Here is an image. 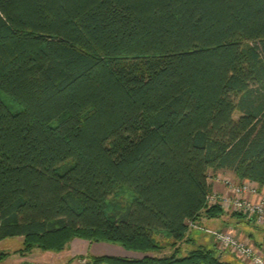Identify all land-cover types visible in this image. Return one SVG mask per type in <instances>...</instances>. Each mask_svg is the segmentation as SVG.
<instances>
[{
	"label": "trees",
	"instance_id": "1",
	"mask_svg": "<svg viewBox=\"0 0 264 264\" xmlns=\"http://www.w3.org/2000/svg\"><path fill=\"white\" fill-rule=\"evenodd\" d=\"M221 172L264 187V0H0V241L19 256L81 240L174 252L66 264H236L178 247L224 215Z\"/></svg>",
	"mask_w": 264,
	"mask_h": 264
},
{
	"label": "rangeland",
	"instance_id": "2",
	"mask_svg": "<svg viewBox=\"0 0 264 264\" xmlns=\"http://www.w3.org/2000/svg\"><path fill=\"white\" fill-rule=\"evenodd\" d=\"M10 105L13 107L11 102H9ZM237 117V115H236ZM229 181L231 184H241L244 182H238L232 174L227 172H221L217 174L209 173V183L211 185V191L218 194H224L226 192V184L225 181ZM251 183V182H250ZM252 184V183H251ZM255 185V184H254ZM221 186L222 188H220ZM218 187V189H217ZM220 189V191H219ZM222 189V190H221ZM115 202L119 201L120 203H124L126 200L131 199V193L124 189L120 188L118 189L110 201L114 200ZM111 204V203H109ZM117 207V206H116ZM207 207H212L211 204L207 203ZM222 217H227L231 219L232 223H235L236 226H239L242 229L250 231L252 233L251 235H257L263 238L264 236V225L259 226L255 222L248 220L244 215L237 212H231V211H224V215ZM221 217V218H222ZM230 222V223H231ZM252 222V223H250ZM243 225V226H241ZM196 228L191 227L189 228L188 235L190 238H188V243L178 245L180 249V254L185 255L189 253L191 250L197 248L198 244L202 245L203 247L213 249L217 253H219V256L224 255L226 258V261H232L236 264H246L243 259L236 257V255L232 254L229 251H224L221 249V247L216 243L214 237L212 234H209L207 231H215V232H222L224 234H228L234 239L241 241L242 243H246L253 248H256L255 244L250 242L248 239V236L242 234L243 237L238 238V236H234L233 234L223 231L225 228L223 224L217 223V222H210L205 225H195ZM203 226H206L207 228H204ZM246 226V227H245ZM221 230V231H219ZM207 232V233H206ZM246 236V238H245ZM158 241L161 243V245H166L164 243L163 236H158ZM22 241L23 239L20 237H14V238H7L5 240L0 241V255L1 254H8V258L0 261V264H66L69 260L76 256H84L92 255V256H106V257H118V258H125L130 260H140L144 258L145 256H169L173 254L174 249L172 247H166L158 252H149V253H137V252H130L124 250L122 247L114 245V244H108V243H99V244H89V246H82L80 240L79 242H74L71 245V248H68V250H64L61 253L54 254V253H44L39 250H33L32 253L27 257H21L16 252L22 248ZM264 241V240H263ZM171 243V242H170ZM81 245V246H80ZM163 246V247H164ZM257 249V248H256ZM22 262V263H21ZM85 262V261H83ZM79 263V260H76L72 262L71 264H77Z\"/></svg>",
	"mask_w": 264,
	"mask_h": 264
},
{
	"label": "built area",
	"instance_id": "3",
	"mask_svg": "<svg viewBox=\"0 0 264 264\" xmlns=\"http://www.w3.org/2000/svg\"><path fill=\"white\" fill-rule=\"evenodd\" d=\"M226 192L218 194L212 192L207 197L211 206H219L224 211L237 212L259 226L264 225V187L246 181L241 184H231L225 181ZM191 227L196 228L195 225ZM212 234L216 243L224 251H229L236 257L243 259L246 264H264V255L258 249L242 243L228 234L207 231ZM206 232V233H207Z\"/></svg>",
	"mask_w": 264,
	"mask_h": 264
},
{
	"label": "crops",
	"instance_id": "4",
	"mask_svg": "<svg viewBox=\"0 0 264 264\" xmlns=\"http://www.w3.org/2000/svg\"><path fill=\"white\" fill-rule=\"evenodd\" d=\"M220 188H222L221 186H219ZM218 189V187H217ZM222 190V189H221ZM214 191V190H213ZM212 191V192H213ZM220 191V189H219ZM201 224L205 225V224H208L210 222H217V223H220V224H223L224 225V229L223 231H227L231 234H233L235 237L238 236V238H241L243 237L242 234L248 236L249 238H245L248 239L250 242L254 243L256 248L261 252L263 253L264 255V236H262L263 238H261V234L263 235V233H260V236H257V235H251L252 233H250V231L248 232L247 228L246 229H242L240 226L238 228V226H236L235 223H232L231 222V219L227 218V217H222L220 219H215V220H206V219H202L201 220ZM231 222V223H230ZM243 226V225H241ZM204 228H207L206 226H203ZM246 227V226H245ZM209 229V228H207ZM221 231V230H219ZM74 242H79V240H74L72 241L67 247L65 250H68V248H71V245L74 243ZM81 244L82 246H89V243L88 242H85V241H81ZM81 246V245H80ZM45 253H48V252H45ZM56 254V253H55ZM58 254V253H57ZM22 263V262H21ZM28 264V263H26Z\"/></svg>",
	"mask_w": 264,
	"mask_h": 264
}]
</instances>
